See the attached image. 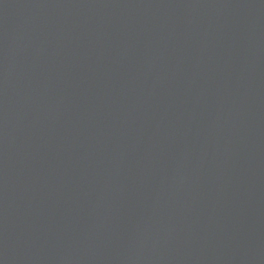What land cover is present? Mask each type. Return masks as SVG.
I'll list each match as a JSON object with an SVG mask.
<instances>
[{
	"label": "water",
	"instance_id": "water-1",
	"mask_svg": "<svg viewBox=\"0 0 264 264\" xmlns=\"http://www.w3.org/2000/svg\"><path fill=\"white\" fill-rule=\"evenodd\" d=\"M0 264H264V0H0Z\"/></svg>",
	"mask_w": 264,
	"mask_h": 264
}]
</instances>
